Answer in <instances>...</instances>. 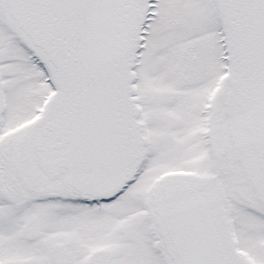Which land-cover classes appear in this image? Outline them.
Wrapping results in <instances>:
<instances>
[{
  "label": "snow or ice",
  "instance_id": "obj_1",
  "mask_svg": "<svg viewBox=\"0 0 264 264\" xmlns=\"http://www.w3.org/2000/svg\"><path fill=\"white\" fill-rule=\"evenodd\" d=\"M0 264H264V0H0Z\"/></svg>",
  "mask_w": 264,
  "mask_h": 264
}]
</instances>
